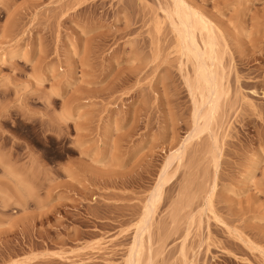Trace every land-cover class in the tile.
Returning a JSON list of instances; mask_svg holds the SVG:
<instances>
[{"label":"rangeland","instance_id":"374dc122","mask_svg":"<svg viewBox=\"0 0 264 264\" xmlns=\"http://www.w3.org/2000/svg\"><path fill=\"white\" fill-rule=\"evenodd\" d=\"M180 2L223 77L194 137ZM160 186L141 264H264V0H0V264H128Z\"/></svg>","mask_w":264,"mask_h":264},{"label":"bare ground","instance_id":"6f19581e","mask_svg":"<svg viewBox=\"0 0 264 264\" xmlns=\"http://www.w3.org/2000/svg\"><path fill=\"white\" fill-rule=\"evenodd\" d=\"M176 6L178 7L175 15H177V19L180 21L179 26H181L178 29V32L180 30L178 36L181 38L185 53L191 59H194L196 67V76L194 75L193 88H191L195 92L193 96L198 97V101H196L197 97L195 98L194 96L195 103H198V116L192 133L194 137L208 129L223 96V77L219 70V65L221 64V58L218 54L219 41L211 28L212 26L209 25V22L202 15L189 8L183 2ZM198 35H200V39ZM187 59L190 58L187 57ZM176 156L178 157L179 155ZM166 174H168L167 169L164 172V182H166ZM162 189L163 187L160 186L155 191L150 206L146 209L145 217L137 228L138 233L127 260L128 264L142 263L145 250L144 237L150 231L149 222L157 207L156 205L162 197Z\"/></svg>","mask_w":264,"mask_h":264}]
</instances>
